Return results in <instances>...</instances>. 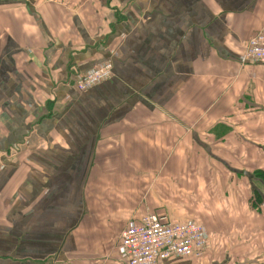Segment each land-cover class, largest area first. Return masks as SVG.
<instances>
[{
  "label": "crops",
  "instance_id": "crops-1",
  "mask_svg": "<svg viewBox=\"0 0 264 264\" xmlns=\"http://www.w3.org/2000/svg\"><path fill=\"white\" fill-rule=\"evenodd\" d=\"M260 32L264 0H0V264H112L130 217L197 208L212 248L161 264H264V206L235 192L264 172Z\"/></svg>",
  "mask_w": 264,
  "mask_h": 264
},
{
  "label": "built area",
  "instance_id": "built-area-1",
  "mask_svg": "<svg viewBox=\"0 0 264 264\" xmlns=\"http://www.w3.org/2000/svg\"><path fill=\"white\" fill-rule=\"evenodd\" d=\"M242 64H264V32L251 37L244 46ZM111 63L104 62L79 78L75 87L84 92L110 78ZM192 223H174L165 216L147 214L139 223L131 222L121 235V249L126 264H161L174 259L199 258L207 242L202 229ZM201 235L200 241L196 234Z\"/></svg>",
  "mask_w": 264,
  "mask_h": 264
},
{
  "label": "rangeland",
  "instance_id": "rangeland-1",
  "mask_svg": "<svg viewBox=\"0 0 264 264\" xmlns=\"http://www.w3.org/2000/svg\"><path fill=\"white\" fill-rule=\"evenodd\" d=\"M212 169H215V168H212ZM212 169H211V172L209 174H214V171ZM258 171L259 170H257L253 174L251 172H248V175L247 174L246 175L245 174L244 175L239 174L238 181H237V186L239 188H236L235 192L242 191V193L244 194V197L249 196V199L248 198L247 199H248V202L250 203L251 208L260 210V207L264 206V184H257V183H254L255 181L252 182L251 180H248L246 178L247 176H251V177H253V175L256 176L258 174ZM220 174H222V172H220ZM249 174H251V175H249ZM211 177H212V175H211ZM263 179H264V177L262 178V180ZM253 190L254 191L257 190V195H259L261 197V201H258L256 199V197L252 193ZM201 202H202L203 205H205V202L204 203H203V201H201ZM201 202L199 203V206H202ZM194 203H196V200H194ZM197 209H198V214H197L198 215V219L195 216V214H192V216L186 217L185 219H187V220L183 221V222H175V221H172L168 216H165V217L168 220H170L171 222H174V223H180V224H182V223H192V224H196L195 226L198 227V230H199V228H201L202 229V237H203V239L206 242H209L207 250H206V252H207V251H209L212 248L213 238H215V232L208 231V230H206L204 228V226L201 224L202 221L199 218V217H201L202 210L200 208H197ZM147 212L148 211H146L144 215H140V216L136 217V219H134L133 217H130L129 219H127L126 222H125V225L121 229V231L118 232L116 236H114L115 241H114V245H113V250L109 249L107 251V255H106V257H107L106 259L112 258V264H125L126 260L124 258V255H123L122 249H121V235L124 232V230L129 226V224L131 222L139 223L143 216H145L147 214H152V215L156 214L154 212H149V213H147ZM194 218H196L197 220L194 219ZM196 238H197L198 241H200L201 235L199 234V232H197ZM214 247H216L215 248V253H214L216 256L214 258H216V260H221L222 257L220 256L221 253L219 252L218 246H214ZM199 258H201V257H199ZM187 260L191 261V260H195V258H193V259L189 258ZM88 264H94V262H89ZM97 264H100V263H97ZM103 264H107V261H105Z\"/></svg>",
  "mask_w": 264,
  "mask_h": 264
},
{
  "label": "trees",
  "instance_id": "trees-1",
  "mask_svg": "<svg viewBox=\"0 0 264 264\" xmlns=\"http://www.w3.org/2000/svg\"><path fill=\"white\" fill-rule=\"evenodd\" d=\"M257 176V177H256ZM255 176V182L254 183H257V184H264V179L262 180V178L264 177V172L263 171H258V174ZM261 179V180H260ZM256 186V185H255ZM254 194V196L256 197V199L258 201H261V197L259 195H257V190H253L252 192ZM161 216H164V215H161Z\"/></svg>",
  "mask_w": 264,
  "mask_h": 264
}]
</instances>
